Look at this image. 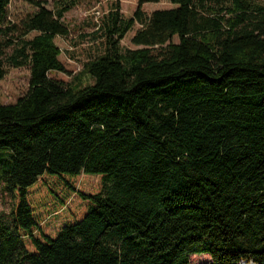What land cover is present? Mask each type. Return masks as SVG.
Masks as SVG:
<instances>
[{"label":"trees","instance_id":"trees-1","mask_svg":"<svg viewBox=\"0 0 264 264\" xmlns=\"http://www.w3.org/2000/svg\"><path fill=\"white\" fill-rule=\"evenodd\" d=\"M59 1L8 20L0 0V79L29 69L25 94L0 104V185L16 199L0 212V264H264V0H168L149 15L159 0H137L128 18L115 0L92 32L101 52L70 82L48 76L64 71L54 39L76 4ZM135 23L140 47L122 50ZM80 174L101 176L79 193L86 211L36 236L29 189Z\"/></svg>","mask_w":264,"mask_h":264},{"label":"rangeland","instance_id":"rangeland-1","mask_svg":"<svg viewBox=\"0 0 264 264\" xmlns=\"http://www.w3.org/2000/svg\"><path fill=\"white\" fill-rule=\"evenodd\" d=\"M115 0H75L76 4L64 13L62 21L68 28L67 36H56L54 41L60 49L59 60L64 71H51L48 76L64 82L75 81L81 76L83 64L91 57L100 53V40L92 39V32L98 26L101 17L111 9ZM119 12L124 18L132 16L137 0H117ZM35 2L54 11L59 6V0H10L7 8L8 20H14L26 13L37 10ZM175 7L168 0H159L142 5L141 9L149 15L154 10ZM140 27L135 23L120 40L122 50L135 49L140 46L132 44L131 37ZM32 35V33L30 34ZM176 42L177 38L174 37ZM74 78V79H73ZM29 69L27 66L7 67L5 76L0 79V104L13 103L28 89ZM83 82H88L84 77ZM90 82V81H89ZM68 182L70 187H67ZM101 189V176L96 174H80L77 177H58L43 175L29 189L28 200L39 224V231L49 236H55L57 230L64 224L80 218L86 211L88 202L79 193L93 194ZM16 203L11 195L4 192L0 185V212L7 213ZM25 243L32 249L28 239ZM208 255L192 254L189 264L207 262Z\"/></svg>","mask_w":264,"mask_h":264},{"label":"bare ground","instance_id":"bare-ground-1","mask_svg":"<svg viewBox=\"0 0 264 264\" xmlns=\"http://www.w3.org/2000/svg\"><path fill=\"white\" fill-rule=\"evenodd\" d=\"M240 264H253V263H245V262H241Z\"/></svg>","mask_w":264,"mask_h":264}]
</instances>
